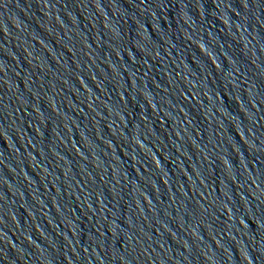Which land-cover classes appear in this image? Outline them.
Returning a JSON list of instances; mask_svg holds the SVG:
<instances>
[{"label":"water","instance_id":"95a60500","mask_svg":"<svg viewBox=\"0 0 264 264\" xmlns=\"http://www.w3.org/2000/svg\"><path fill=\"white\" fill-rule=\"evenodd\" d=\"M0 264H264V0H0Z\"/></svg>","mask_w":264,"mask_h":264}]
</instances>
